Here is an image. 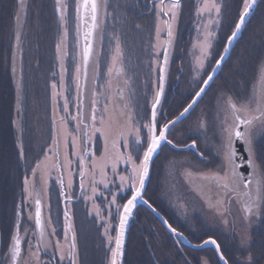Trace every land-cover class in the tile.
<instances>
[{"label":"flooded vegetation","instance_id":"flooded-vegetation-1","mask_svg":"<svg viewBox=\"0 0 264 264\" xmlns=\"http://www.w3.org/2000/svg\"><path fill=\"white\" fill-rule=\"evenodd\" d=\"M37 1L26 0L28 5L27 10L31 12L37 5ZM45 2H49L53 8L48 13L49 15L45 25L48 28L57 27V24L54 22L55 17L57 22L59 20L58 14L56 13V0H47ZM153 2L154 0H109L111 7H109L108 11L112 14V17L107 21L106 33H108V36L107 38H103V41L106 43H102L103 48L100 52L99 78L96 83L100 87L97 90L98 93H101L104 88L103 85L109 79L107 69L110 66L115 49L113 33L120 37L123 51L121 58L123 61L119 62L123 65V74L126 76V80L129 79L130 81L128 97H130V108L134 116L133 123L137 125L150 115L152 98L159 83V69L155 64V60H162V55L157 56L153 47L155 44V18L154 12L150 11ZM68 3V22L72 24L73 20H75L73 7L75 0H68ZM223 4L221 26L218 29H212L216 33L211 41L212 48L210 51L212 54L205 61L204 69L197 75L196 56L199 55V50L194 49L193 44L197 38L203 39L201 35L203 28H197V24L200 22L195 15L197 0H183L182 14L177 24V38L173 48L170 50L171 57L167 79L164 82V96L162 97L161 105L158 106V119L161 124L167 120L175 119L183 111V108L188 103H191V100L195 98V91H198L199 87L202 86L200 82L207 78V75L211 73L212 67L215 66L216 60L223 54L226 37L231 34L234 22L241 8V0H223ZM16 8L17 0H0V26L3 25L5 20H11L14 23ZM183 18H186L188 21H184ZM248 21L241 36L234 42L230 55L219 70L220 72L214 78V82L206 90L203 98L197 102L188 117L171 127L169 139L174 144L183 145L184 143H191L195 139L199 150L204 152L206 156H209L210 153L214 152L213 146L219 143L220 119L222 117L217 116V97L220 95V92L227 90L230 94L239 98H245L251 94L252 85L258 75V64L261 59H264V0H260ZM135 24H140L142 27L137 29L134 26ZM11 29L13 30V28ZM45 34L50 37L49 41L52 44L51 38H54V32L48 33L45 30ZM161 38H166V33L162 32ZM51 44L49 45L50 47ZM116 79L112 81L116 82ZM118 86L117 83L115 85L112 84L113 89L118 88ZM102 99L100 98V100ZM98 105L101 107L103 101H99ZM11 107L13 110L11 111L9 109L8 113L10 114L4 123L6 126L5 130L8 129L6 143L9 146L10 156H12V165L11 167L9 165L8 170L3 167L4 140L3 135H1L0 125V200L2 197L1 182L4 181L3 177L7 173V175H11L13 180L15 194L13 196L14 206L10 217L8 214H2L0 206V230L2 233L0 258H3L7 251L10 234L14 229L17 218V207L21 204L22 200H24L23 210L25 213L21 220L22 234L25 227L30 231L34 230L33 221H30L27 217V213L29 211L33 212L34 210L32 204L29 207V202L25 199L26 194L22 191L23 177L25 175L30 176L31 169L36 166V163L42 161L45 155L50 156L52 153L49 151L52 138L47 139V126L45 122H42L39 126L40 128L42 127L41 132L43 133V138L35 142L31 138L32 132H30V120L32 121V118L23 120L21 113H18L15 108V103ZM75 115L65 116L69 131L72 132V137L67 142L68 162L70 161L71 164L70 166L68 164L66 169L68 173H72V187L70 189L66 187L69 178L66 176L65 167H63V175L65 176L66 182L65 196L71 197V199H66V204H70L73 208L74 225L77 230V240L79 243V264H90L89 258L91 254L93 256L98 255L100 259L102 256L105 257L107 252L108 244L103 234L104 225L107 221L101 220L93 209L94 203L99 204L102 214L107 217V200L104 197H100L99 193L95 201L87 199L91 195L90 179L88 176L83 177L84 188L81 189L80 187L82 178L79 172L84 170V164L80 162V158L76 155L77 147L73 141V137L79 139L83 153L88 151V141L76 129V121L71 119V116ZM17 118H20L21 123V131L18 130L19 134L13 124V121ZM201 119L207 125L204 129L197 127ZM96 126L99 127L98 124ZM41 132L40 134H42ZM145 133L146 129L142 128L141 137ZM126 137L127 143H125L124 138L119 137V150L121 152L131 151L134 157L142 155V149L137 150L135 135L130 133ZM91 139V150L95 152V157L85 156V160L88 162L90 169L91 160L95 159L98 164L104 150V138L101 133H96ZM21 140L24 146V156L22 157L19 155ZM256 143L259 162L264 160V155L260 154V150L264 148V135L259 136ZM108 144L110 145L111 143ZM239 146L241 150H245L243 157L247 159L246 146L243 145V148L238 143L236 145L237 150ZM179 148L183 149V147ZM182 149H176V147L167 144L161 145L160 152L153 160L151 176L144 192V197L166 218L168 224H171L178 232L183 233L187 239L178 238L172 234L167 226L156 215H153L146 206H139L136 210V213L143 210V213L146 215L141 221L143 220L144 222L145 220V225L147 226L145 237L150 259H152L153 264H184L185 256L192 261V264H196L197 260L203 258H207L209 264H222L218 261V256L212 245L198 249L193 247L194 245L202 244L203 240L209 237L216 239L220 243L221 251H224L225 255L230 259L243 261L251 253L254 264H264V239H262L264 237V212L255 218L250 226L249 231L252 237L250 246L245 251L240 250L237 233L242 224V213L239 205L236 203L230 205V215L227 217L229 223H224V218L210 208L208 204V197L214 196L217 190L206 186L202 187L199 179L195 177L190 179L185 176V169L189 167V162H195L204 168L214 167L215 164H204L196 157L195 150ZM215 163H219V160L217 159ZM130 169V164H125L121 161L116 169V173H113L111 171V164H108L107 179L109 185L108 189H104V191L105 195L109 198L111 193H117V203L123 204L130 198L132 192L130 182H126L125 186H120L119 181V175L129 174ZM43 170L47 174L46 176L49 177L48 216L51 215V226L56 228V235L52 239L59 238L62 241L64 236V197L62 187L60 186L59 176L56 171L50 172L45 167H43ZM240 170L245 175L251 171V169L246 167H242ZM94 181L98 187L103 189L99 174L94 177ZM112 181H115V184ZM36 183L37 179L35 185ZM198 188H202V191H198ZM118 216L119 213L115 206H113L111 209L109 229L110 235L112 236L116 231L115 227L119 218ZM140 223L139 217L135 216L132 219L131 231L136 229V227L141 229ZM6 224L9 227L8 239H6L5 232L7 229ZM28 239H32V236L29 235ZM63 264H69V262L65 260Z\"/></svg>","mask_w":264,"mask_h":264},{"label":"snow or ice","instance_id":"snow-or-ice-1","mask_svg":"<svg viewBox=\"0 0 264 264\" xmlns=\"http://www.w3.org/2000/svg\"><path fill=\"white\" fill-rule=\"evenodd\" d=\"M257 0H241V8L238 17L234 22V27L231 34L226 37V44L223 48V54L216 60L215 66L212 67L211 73L207 75L200 83L198 91L194 93V99L188 103L183 111L179 113L175 120H167L160 123L158 119V106L161 105L162 97L164 96V82L167 79L168 67L171 57V49L177 38V24L182 14L183 0H154L150 11L154 12L155 26V44L153 45L157 56L162 55L161 59H156L155 64L159 69V83L155 89L152 98V106L150 115H148L139 125L134 124V116L130 110L128 103H124L119 109L113 105L105 103L101 105L98 110L96 105L98 100L95 97L102 95L93 89L90 123L83 124L79 111L75 116H71L73 121H76V129H84V136L88 141V151L82 152L79 139L73 137L76 143V155L80 158V162L84 164V170L79 172L81 179L80 187L84 188L83 177L88 176L90 179L91 195L87 199L95 201L97 194L107 200L108 216L105 217L100 210L99 204H93V209L101 220H106L104 225V236L106 237L108 252L110 255L107 259V264H122L125 249V233L128 226L129 217L133 214V209L136 207L138 200H143V193L145 181L149 177L150 165L154 154L161 148L162 144L172 145L173 147H183L188 150H195L196 157L204 164H215L214 167L204 168L195 162H189V167L185 169V176L188 178H197L201 181L202 187L215 188L217 191L214 196L208 197L209 207L212 208L223 219L224 223H229L227 217L230 215V205L236 203L241 210V227L237 233L238 246L240 250L245 251L250 246L252 237L249 231L251 224L255 218L259 217L264 212V160L258 162L257 156V138L264 135V59H261L258 64V75L252 85V92L245 98H239L230 94L227 90H222L217 97V116L220 119V134L219 143L215 144L214 152L206 156L204 152L199 150L195 139L191 143H184L183 145L174 144L169 139L170 127L174 126L177 121H180L189 111L197 104L198 100L206 93V90L214 82L217 69L222 67V62L229 54L232 43L239 34L242 33L246 24L249 22L248 17L252 14ZM56 6L59 13V20L63 27L59 43L56 44V50L60 53V81L62 92H58V85L55 80L51 84L52 99L56 102L58 95H63L64 103L62 105L65 111H68V97L64 95L68 90V86L64 83L65 77L68 74V68L65 66L64 59L68 56L67 41L69 37L68 29V0H56ZM27 3L26 0H17V8L14 13V40L16 52L13 53V62L15 56L21 51L23 24L21 17L26 20L27 17ZM74 12L76 18V35L81 40H76L78 47V62L74 65V72L72 80L74 81L75 91L77 93L76 99H80V93L87 88L89 82V66L92 65V80L95 82L99 76V62L96 59V53L93 47L94 34L102 29L101 14L106 18L108 16V9L111 7L109 0H75ZM224 8L223 0H197L195 7V15L197 20V28H203V39L197 38L193 44L194 49L199 50V55L196 56V71L197 75L204 69L205 61L211 56L210 49L212 48V39L216 33L213 28H219L222 23ZM137 29L142 25L135 24ZM166 33V38H161V33ZM102 38V36H101ZM115 41L114 55L112 56V63L107 69L109 79L105 82L103 87L106 91L112 88V77L121 76L124 73L123 66L117 67L120 57L123 55L121 40L118 35L113 33ZM13 66V72H15ZM128 81L125 80V85ZM21 85L17 81V90L19 92ZM116 96L121 99L124 98V90L121 89ZM107 98V97H106ZM115 96L112 99L115 101ZM19 109V98L17 101ZM80 105L77 104L79 109ZM69 115H71L69 113ZM60 123L66 126L67 121L65 117H59ZM99 125L97 127L96 125ZM21 125L17 121V128ZM197 127L204 129L207 127L206 122L201 119ZM146 129V133L141 137V129ZM133 133L135 135V143L137 150L142 149V155L134 157L131 151L121 152L118 147L117 137L124 138L127 143L125 133ZM96 133H101L104 138V150L100 159L102 164H97L95 159L91 160V169L85 156L95 157V152L91 150L92 136ZM111 140V148L108 142ZM237 141L242 142L246 146L247 159H244L237 151ZM59 144L58 135L53 136L52 146L49 151H52L55 146ZM65 146H67L65 144ZM19 155L24 156V146L21 140ZM261 155H264V148L261 149ZM211 157V158H210ZM219 163H215L216 160ZM50 160L48 155L44 156L42 161L36 163V166L31 169V175L23 177V193L26 194V199L29 202V207L34 203L35 211L27 213L28 219H34V230H29L27 227L23 229L21 220L24 213V200L17 207L16 222L14 230L10 234L7 251L3 258H0V264H63L65 260L69 264H79L80 253L76 242V235L71 223H66L64 229V239H52L56 235V228L51 226V215L45 220L42 218V205L39 194L34 196L32 189L35 187V182L38 176V171L41 166ZM67 160V156H65ZM130 164L131 169L129 174L119 175L120 186H125L126 182H130L132 192L130 198L126 203H117V193H111L110 198L105 195L104 189H108L109 181L107 179L108 164H111V171L116 173V169L120 162ZM138 161V162H137ZM69 166L71 162H68ZM53 167L55 165L53 164ZM246 167L251 171L245 175L240 169ZM94 169V171H93ZM99 174L101 176L100 183L103 184V189L97 186L94 177ZM43 179V177H41ZM64 185V181H60ZM115 184V181H112ZM67 188L72 187V173L69 172V179L66 185ZM202 191V188H198ZM63 194V193H62ZM203 194V193H202ZM65 199H71L70 196H65ZM147 203V201H145ZM115 206L119 213V232L113 237L110 235V218L111 209ZM66 222L69 219V212L64 213ZM168 230L175 234L178 238L187 239L183 233L178 232L171 224L165 221ZM69 231H71V240H68ZM31 235L32 239H28ZM264 239V237H262ZM33 240L35 241L33 243ZM114 243V247H112ZM207 245L214 247L215 253L218 256V261L222 264H254V259L251 253L241 260H233L221 251V245L216 239L209 237L203 240L202 244L194 245V248H202ZM43 254V258H42ZM184 264H192V261L185 256ZM196 264H209L207 258L199 259Z\"/></svg>","mask_w":264,"mask_h":264},{"label":"trees","instance_id":"trees-1","mask_svg":"<svg viewBox=\"0 0 264 264\" xmlns=\"http://www.w3.org/2000/svg\"><path fill=\"white\" fill-rule=\"evenodd\" d=\"M45 1L47 0H44L43 3L40 1H37L40 3H37L34 9L31 10L32 13L27 10L26 20L22 14L21 22L23 24V31H22L21 51L17 53L16 59L18 58L19 61L17 59L18 64H17V61L15 62V69H16L15 73L13 72V65H12L13 53H14L13 47L15 44L14 43L15 41L14 33H12L15 31L14 26H12L14 25V23L11 22V20H5V22H3V25L0 26V65H3L4 63V70L3 72H0V125H1L2 132L6 131L5 130L6 126L3 124V122L7 121L8 115L10 114L8 112L11 106L10 100L12 98H16V103H15L16 109H17V101L19 98V108L21 107L22 111L19 110L18 113L24 112L25 114L27 113V115L32 116V118H34V115L36 114L37 109H39V111L41 112V115L44 114L45 117H47L46 118L47 126H49L48 120L50 119V117H52V111H51L52 103L50 100V90L48 88V85L50 81L49 76L53 69L52 67L50 68V65H53L54 60H52V55L54 57V52L53 51L50 52L49 55H48L49 52L48 53L44 52L39 57V59L37 58L36 62L33 63L32 60H30V56L34 58V56L38 54V48H35L34 51L33 49L29 50V47L32 46L33 40L36 41V43L38 42L36 38H38L37 33L40 34V31L36 33V26H39V27L44 26L47 23L48 13H50L51 9H53L50 3L45 2ZM35 15L37 16L35 19L36 20L35 23H33V21L29 22L31 19V16H33L34 18ZM40 22L42 23V25H39ZM75 26L76 24L75 25L72 24V35L74 36L75 39H77ZM46 27L47 25L43 27L42 31L43 30L45 31ZM11 28H13V30ZM44 36L48 40V36L46 34ZM53 39L55 40V38ZM56 41L55 43L52 42V46L54 45L55 48H56ZM47 42H48L47 45L51 44V41L48 40ZM73 45H74L73 53H74V56L78 60V56L76 52L77 47L75 44ZM36 47H39V45H37ZM55 52H56V49H55ZM31 63L34 64L33 67H31ZM32 69L39 70L38 72H40V77H36L35 79L39 78L41 82H40V85L35 90H32V89L29 90L31 81L33 80L32 81L33 83L35 79L31 80L28 78L31 76H36V74L35 75L29 74ZM16 74L17 76L18 75L19 76L15 77ZM12 76L14 77L12 78ZM71 77H72V73L68 76V86H70V88L72 89L71 98L69 99L70 100L69 110L72 112V115H74V114H77L78 112L77 99H76L77 93L75 91L74 81L72 80ZM16 80L20 81L21 87L19 89V92L17 90ZM95 85H94V89L97 92ZM113 96H114L113 91H110L109 96L106 95L103 97L101 95L100 97H95V99L98 100V103L99 101H103V104L105 103L109 104L111 103ZM32 97H35V99L39 100L41 104L39 106H36L35 102L32 101ZM30 98L32 102L30 103V105H28V100ZM100 98H103V99L100 100ZM98 103L96 107L100 109V106L98 105ZM73 111H74V114H73ZM51 131L52 129L49 126V130L46 129L48 140L52 138L53 136V133H51ZM3 140H4L3 141V149H4L3 167L6 168V170H8L9 165L10 167L12 165V156H10L9 146H7V143H6L7 141H6L5 132L3 135ZM260 154H261V150H260ZM7 174L6 176L3 177L4 181L1 182L2 202L0 203V206H1L2 214L4 215L8 214L10 217L11 212L13 210V206H14L13 196L15 194V189H14L15 187L13 185V180L11 178V175H7ZM136 212L134 216L139 217L140 222H141L140 223L141 229L139 227H136V229H134L133 231L130 230V233L128 236L129 240L127 243L126 259H125L126 264H153L152 259H150L149 250L147 248V240L145 237V234L147 232V226L145 225L146 224L145 220L144 222L143 220L141 221V219H144L146 215L143 213V210H141L138 213ZM6 236H7L6 239H8L9 227H8ZM108 247L109 245H107V250H106L107 252H106L105 257L102 256V258L99 259L98 255L93 256L91 254V257L89 258V263L90 264H107V259H108V256L110 255V253L108 252Z\"/></svg>","mask_w":264,"mask_h":264},{"label":"rangeland","instance_id":"rangeland-1","mask_svg":"<svg viewBox=\"0 0 264 264\" xmlns=\"http://www.w3.org/2000/svg\"><path fill=\"white\" fill-rule=\"evenodd\" d=\"M38 1H40L42 3L44 2V0H38ZM40 2H37V3H40ZM108 13H109L108 16L106 18L105 17L103 18V22H104L103 23V29H102V36L103 37H102V39L100 38V40H101L102 43L103 42L106 43L105 41H103V38L104 37L107 38V36H108V33H106L107 21L109 19H111V17H112V14L109 11H108ZM54 16H55V14H54ZM36 17H37L36 15L34 16V18H33V16H31V19H30L29 22H32L33 21V23H35ZM183 19H184V21H188L186 18H183ZM54 22H55V24H57V27H49V28L46 27V31L48 33H53L54 32L53 35H54L55 40L53 38H51V39H52V42H54V43H55V41L57 39V41H56V44H57L60 41V36H61L62 31H63V27H62V25L60 23V20H58V22H57L56 17H55ZM39 25H42V23L40 22ZM44 26H42V27L36 26V33L40 31V34L37 33L38 38H36L39 43L38 42L36 43V41L33 40L32 41V46L29 47V50H32L33 49V51H34L35 48H37L36 46L39 45V47H38V54L36 56H34V58L32 56H30V60H32V62L35 63L36 62V59L37 58L39 59V57L44 52H47L48 53L47 50H49V53L52 52V51L54 52V57L52 55V60H54L53 61V65H50V68L53 67V69H52L51 75L49 76V79H50V81H49V90H50V100H51V103H52V106H51L52 117H50V119L48 120V122H49L50 128H52V131H53L54 124L55 123L57 124L55 128L58 129V132L60 134H65L64 139H63V143L67 145V141L70 140L71 137H72V134H71L72 132L69 131L68 123L66 124V126L64 124H61L60 123L59 117H61V116L65 117L66 115H69V113L72 115V112L69 110V103H70V100L69 99L71 98L72 89L70 88V86H68V76L70 75V72H72V74H73V72H74V65L78 61L77 58L74 56V53H73V48H74V45L73 44L76 45V40L77 39H75L74 36L72 35V29H69V37H68V41H67V47L65 49L67 51V53H68V56L65 57V59H64L65 66L68 68V74L66 75L65 81H64V83L68 86V90H67V92L64 93V95H67L69 103H68V111H65L63 109V107H62V105L64 103L63 95H58L57 98H56V102L54 103L53 102V99H52V88H51V84L55 80V82L58 85L57 91L58 92H62L63 91V89L61 88V81H60V55L61 54L58 53L57 50L55 52V49L56 48H55L54 45L52 46V44H51V47L49 46V44L47 45V43H48L47 41L50 39V37L48 36V40H47L46 37L44 36V30L42 31V29H43ZM103 44H102L101 50L103 48ZM101 50H99V53H98V55H99V63H100V59H101V55H100L101 54L100 53ZM76 52L78 53V48L76 49ZM18 61H19V59H18ZM18 61H17V64H18ZM119 61L121 62V61H123V59L121 57L119 58L118 63H117V67H119V66L122 65V64H120ZM111 63H112V61H111ZM111 63H110V65H111ZM12 65L15 66V61L12 63ZM33 65L34 64L31 63V67H33ZM3 70H4V63H3V65H0V72H3ZM38 71L39 70L32 69L29 74H31V75H35L36 74V76H31L28 79H31L32 80V79H35L36 77H40V72H38ZM18 76H17V74L15 75V77H18ZM13 77L14 76H12V78ZM113 78H117L116 79V82H113V85H115L117 83L124 90L125 97L123 99H121L120 97L115 96L116 97L115 98V101L113 100L111 103H109V105L111 106V105H113L115 103V106L118 109L120 107H122L124 103H128L129 106H131L130 105L131 104L130 97H128V93H129L128 90H129V84H130L129 79L127 80L128 81L127 85H125L126 76H124V74H122L121 76H115V75H113ZM32 81L30 83L29 90L30 89L35 90L40 85V82H41L39 78L35 79L33 83H32ZM96 85H95V88L98 90L100 87H99V85H97V86ZM112 89H113V87H112ZM101 94H102L103 97L106 96V95L109 96L110 91L109 90L106 91L105 88H103L102 91H101ZM100 96L101 95H99L97 97H100ZM32 101L35 102L36 106H39L41 104L39 100L35 99V97H32ZM32 101H31V98H30L28 100V105H30V103ZM10 102H11V105L13 106V104L16 103V98H12L10 100ZM20 108L18 109V107H17L16 110L19 111V110H21ZM10 109H11V111L13 110V108L11 106H10ZM130 110H132V109L130 108ZM73 114H74V111H73ZM21 116H22L23 120L24 119H31L32 118V116L26 115L24 113H21ZM46 118L47 117H45L44 114L41 115V112L39 111V109H37L36 114L34 115V118H32V121L30 120V124H31L30 132H32V137L31 138L34 139L35 142H37V140H41L43 138V133L41 132L42 131V127L40 128L39 126H40V124H42V122H45V124H46ZM17 121L20 123V118H17L15 121H13L14 127L16 128L17 133H18ZM4 123H5V121L3 122V124ZM20 125H21V123H20ZM46 126H47V124H46ZM49 126H47V128H46L47 130H49ZM39 128H40V130H39ZM19 131H21V130L19 129ZM4 132H5V135H6V138H7V136H8L7 135L8 134V129L6 131H4ZM4 132H1V135H4ZM40 132L42 134H40ZM129 134L130 133H127V132L125 133L126 136H129ZM53 136H54V133H53ZM53 136H52V138H53ZM117 140H119V138ZM8 143H9V141H8ZM68 159H69V155H68V152H67V160H65V164H64L65 167H66V169L68 167ZM99 163L102 164L103 161L100 160V161H98V164ZM67 176H69V173L68 172H67ZM25 199H26V197H25ZM26 201H27V199H26ZM1 202L2 201L0 200V203ZM6 226H7V224H6ZM7 230H8V226H7V229L5 231L6 234H7Z\"/></svg>","mask_w":264,"mask_h":264},{"label":"water","instance_id":"water-1","mask_svg":"<svg viewBox=\"0 0 264 264\" xmlns=\"http://www.w3.org/2000/svg\"><path fill=\"white\" fill-rule=\"evenodd\" d=\"M260 2V0H257V4L256 6L254 7V10L256 9V7L258 6V3ZM254 10L252 12V14L254 13ZM57 14H58V17H59V13H58V9H57ZM251 14V15H252ZM251 15L248 17V19L251 17ZM103 14H101V24H102V29H103ZM179 22V21H178ZM77 23V21H76ZM75 23V24H76ZM68 26V25H67ZM102 29L99 30L97 33L94 34V39H93V47H94V50H95V53H96V59L98 60L99 62V50H101V47H102V42L100 40L101 36H102ZM243 32V31H242ZM242 34V33H241ZM241 34L238 35V37L236 38V40L233 41L232 43V47L234 45V42L237 41L239 39V37L241 36ZM103 37V36H102ZM81 40L82 42V35L80 37L77 36V40ZM102 39V38H101ZM77 47V46H76ZM232 47L230 49V52L232 51ZM14 52H16V47L14 45ZM78 48V47H77ZM230 52L229 54L225 57V60L222 62V66L224 65V62L226 61L227 57L230 55ZM78 56V55H77ZM17 57V54L15 56V62L17 61L16 59ZM92 65L90 64L89 66V82H88V85H87V88L82 90L81 93H80V99L77 100V104L80 105L79 109L77 108V110L79 111L80 113V118L83 122V124L87 125L90 123V116H91V107H92V100L94 99L93 95H92V92H93V89H94V85L96 83V80L95 82L92 80ZM221 68L217 69L216 71V75L215 77L217 76V74L220 72ZM214 77V78H215ZM112 80H115V78L112 77ZM122 88L120 86H118V88H114L112 91H113V94L114 96H116V93H118ZM204 94L202 95V97L199 99L201 100L203 98ZM119 97V96H118ZM125 97V96H124ZM198 100V101H199ZM113 101V99L111 100V102ZM196 105L193 106V108L195 107ZM193 108L189 111V113L193 110ZM189 113H187L184 117L181 118L180 121H177L176 124L180 123L184 118L188 117ZM176 119V118H175ZM173 119V120H175ZM175 124V125H176ZM56 123L54 124V127H53V133H54V136H57L58 135V139H59V144L57 146H55V148H53V150L51 151L52 153L50 154V160L47 161L45 163L44 166H41V169L38 171V176H37V183L35 185V189L33 188L34 192V196L36 194H39V198L41 199V205H42V208H41V211H42V218H44L45 220L47 219V216H48V206H49V198H48V185H49V177L46 176L47 174L44 173V170H43V167H45L46 169H49L50 172H57L58 173V176H59V181L63 180L64 181V185L61 184L60 182V186L62 187V191H63V197H64V201H63V208H64V213L65 211L67 210L69 212V219L68 221L66 222V220L64 221V229H65V226H66V223H71L72 226H73V229H74V219H73V208L70 206V204H66L67 203V200L65 199V195H66V191H65V185H66V182H65V176L63 175V167H65V156H67V150H68V143H67V146H65V144L63 143V139H64V136L65 134H60L58 132V129L55 128L56 127ZM172 127V126H171ZM170 127V129H171ZM78 131L81 133L82 136H84V129H78ZM119 138V137H118ZM117 138V139H118ZM108 143H111V140H109ZM241 144L242 145V142H239L237 141L236 145L237 144ZM109 148H111V145H109ZM244 148V146H243ZM176 149H182V148H179V147H176ZM185 148H183L182 150H184ZM238 153L243 157V155L245 154V150H241V147L239 146L238 148ZM160 152V150L158 149L157 153L154 154L153 156V160L154 158L158 155V153ZM244 158V157H243ZM245 159V158H244ZM152 160V163L150 165V170H149V177L148 179L145 181V187H144V192L148 186V181L150 179V176H151V169H152V164H153V161ZM53 164L55 165V167H53ZM65 171H66V167H65ZM47 172V171H46ZM66 173V176H67V171L65 172ZM41 177H43V179H41ZM69 178V176H67ZM145 201H147L144 197V193H143V200H138L137 204H136V207L133 209V214L132 216L129 217V220H128V226H127V230H126V233H125V249H124V256L122 258V264H125V256H126V247H127V242H128V234H129V231H130V225H131V221L134 217V212L135 210L139 207V206H146L151 212L153 215H156L162 222L164 225L165 224V221L166 218H164L163 215H161L159 213V211L152 206V204H150L148 201L147 203H145ZM126 203V202H125ZM32 206H33V210L35 211V205L34 203H32ZM33 211V213H34ZM64 219H65V216H64ZM34 225H35V221L34 219L32 220ZM168 223V222H167ZM167 226V225H166ZM1 227V225H0ZM117 231H116V234L115 236L118 234L119 232V220H118V223H117ZM14 230V229H13ZM75 231V235H76V230L74 229ZM13 232V231H12ZM173 234V233H172ZM175 235V234H174ZM114 236V237H115ZM1 239H2V233H1V230H0V250H1V246H2V243H1ZM64 239V238H63ZM68 240L70 241L71 240V231H69V235H68ZM63 241V240H62ZM77 242V240H76ZM114 243L112 245V247H114ZM222 263V262H221Z\"/></svg>","mask_w":264,"mask_h":264}]
</instances>
